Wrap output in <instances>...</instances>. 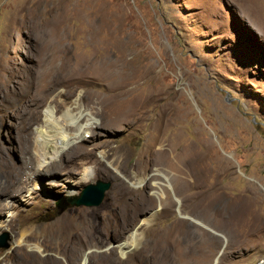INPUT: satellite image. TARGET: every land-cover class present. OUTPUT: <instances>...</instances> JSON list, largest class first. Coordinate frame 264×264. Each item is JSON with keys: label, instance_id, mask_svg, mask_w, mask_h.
Instances as JSON below:
<instances>
[{"label": "rangeland", "instance_id": "obj_1", "mask_svg": "<svg viewBox=\"0 0 264 264\" xmlns=\"http://www.w3.org/2000/svg\"><path fill=\"white\" fill-rule=\"evenodd\" d=\"M245 1L0 0V264H264ZM98 180L100 205L71 203Z\"/></svg>", "mask_w": 264, "mask_h": 264}, {"label": "water", "instance_id": "obj_2", "mask_svg": "<svg viewBox=\"0 0 264 264\" xmlns=\"http://www.w3.org/2000/svg\"><path fill=\"white\" fill-rule=\"evenodd\" d=\"M110 186H111L110 182L98 180L96 183H92L86 186L81 192V195L79 197L76 196L74 199H71L70 201L72 204L76 206H87V207L98 206L103 201L105 192L110 188ZM8 239H9L8 233L2 235L0 237V247L2 248L9 247V244L7 242ZM225 246L226 245H223V248ZM220 254L221 252L219 253V255Z\"/></svg>", "mask_w": 264, "mask_h": 264}, {"label": "bare ground", "instance_id": "obj_3", "mask_svg": "<svg viewBox=\"0 0 264 264\" xmlns=\"http://www.w3.org/2000/svg\"><path fill=\"white\" fill-rule=\"evenodd\" d=\"M245 3H248V7L249 8H251L255 13L257 12V11H259L261 8H264V6L262 5L261 6V4H264V0H246L245 1ZM258 15V14H257ZM108 105V104H107ZM108 107H109V105H108ZM78 120V119H77ZM77 120H75V121H72V122H76ZM53 123H55V124H58V121L57 120H53ZM77 123V122H76ZM59 125V124H58ZM56 128H57V126H56ZM82 129V128H81ZM84 132H89L88 130H84ZM44 133V131L42 132V135H45V134H43ZM41 135V136H42ZM63 137L65 136V135H62ZM82 136H85V135H83L82 134V131H80V133H78V135H77V137L78 138H80V137H82ZM44 138H45V140L47 141L48 139H49V137L48 136H44ZM75 139V138H74ZM72 140V137H66L65 136V140L64 139H61L60 141H58V143H59V146H63V148L65 147V145L67 146L70 142H72L71 141ZM55 154H56V156L59 154V148L57 147L56 149H54V151H53ZM48 155L49 156H51V153H48ZM52 157V156H51ZM55 157V156H54ZM31 181V180H30ZM49 182H52V181H49ZM36 183H34V185H35ZM34 185H32V186H30V187H28L29 189H28V192H30V190H32L33 188H35V186ZM25 186H27V185H25ZM18 190V189H17ZM72 197H76V195H73ZM9 213H12V212H9ZM2 225H4V222L3 221H0V226H2ZM22 242H23V240H22ZM34 248H37V249H41V245H39L38 243H33V245H32Z\"/></svg>", "mask_w": 264, "mask_h": 264}]
</instances>
